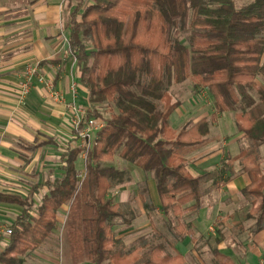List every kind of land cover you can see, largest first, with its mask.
<instances>
[{"label":"trees","instance_id":"1","mask_svg":"<svg viewBox=\"0 0 264 264\" xmlns=\"http://www.w3.org/2000/svg\"><path fill=\"white\" fill-rule=\"evenodd\" d=\"M67 28L88 104L73 134L79 135L90 120L103 119L100 106L113 105L116 112L104 120L86 152L80 182L76 161L82 149L69 144L59 157V177L33 187L25 199L0 193V204L21 209L0 249V264H24V257L56 230L57 213L68 203L74 251L78 257L86 251L91 264H182L180 255L164 254L162 245L147 256L140 255L142 246L126 253L115 249L119 240L112 222L122 213L109 190L130 176L108 164L118 155L151 174L164 215L179 219L185 210L195 212L201 179L190 175L186 157L205 144L210 124L224 112L234 113L237 132L249 141L250 149L229 163L241 160L250 179L243 194L261 200L256 230H264V170L258 152L264 146V87L258 85L264 79V0L241 7L235 0H77ZM188 80L206 90L214 112L210 120L175 131L170 117L180 104L167 91ZM75 222L85 228L83 239L73 229ZM174 228L177 239L189 226ZM213 256L217 264H232L216 250Z\"/></svg>","mask_w":264,"mask_h":264},{"label":"crops","instance_id":"2","mask_svg":"<svg viewBox=\"0 0 264 264\" xmlns=\"http://www.w3.org/2000/svg\"><path fill=\"white\" fill-rule=\"evenodd\" d=\"M76 1L0 0L1 194L25 199L33 187L59 177V157L63 150L56 155L58 175L36 180L43 166H47L39 160L41 147H49L53 132H61L62 124L66 123V105L80 103L84 111L88 105L86 91L79 82L77 63L68 46V16ZM30 68L36 70L32 87L29 94L21 98L20 85ZM37 77H42L51 91L60 93L64 103H56L50 97V90L40 84ZM213 112L212 109L209 114L203 113L190 126L201 119L210 120ZM223 119L229 127L227 130L220 123ZM78 142V135L72 130L67 146L78 148L73 145H79ZM246 142L236 130L234 113L224 112L210 124L205 144L186 157V169L191 176L204 180L218 173L221 182L216 185L214 180H208V187H216V190L202 195L195 212L185 210L182 214L189 228L169 246L170 255H180L182 264H217L214 250L232 264H264V230H256L259 213L255 211L261 200L244 196L250 179L242 171L241 160L229 163L247 150ZM261 151L264 150L259 147V154ZM134 169L144 178L139 187L148 191L147 197L140 193L134 201L139 216L152 213L163 216L154 180L145 181L144 173L135 166ZM20 213L21 209L15 205L0 204V225L10 227ZM5 243H1V249ZM31 254L35 256L34 251ZM36 254H40V250ZM28 258L24 259V264H29ZM44 264H56V261L47 258Z\"/></svg>","mask_w":264,"mask_h":264},{"label":"rangeland","instance_id":"3","mask_svg":"<svg viewBox=\"0 0 264 264\" xmlns=\"http://www.w3.org/2000/svg\"><path fill=\"white\" fill-rule=\"evenodd\" d=\"M92 0H86L87 4H90ZM252 0H235L237 7L244 6ZM182 42H187L186 39H182ZM87 51H91L92 47L89 42H85ZM258 85L264 87V79H258ZM172 102H179L181 109H177L171 116L170 124L176 130L179 131L192 124L193 120H196L203 113H211L212 99L206 90L196 89L193 83L188 80L182 85H172L167 91ZM64 103V99H62ZM160 109L163 108L162 103H157ZM83 105L80 103H70L66 105V123L62 124L61 132L55 131L52 143L49 147H41L42 153L39 156L41 162H46L47 166H43L39 177L36 180L52 179L58 175V163L56 155L64 150L67 143L71 139V131L75 129L76 123L84 114ZM103 119H99L104 123V120L109 119L110 115L116 112L113 105H102L98 108ZM221 125L224 124L223 129H229L226 127V120L223 119ZM39 138L36 139V142ZM42 141V140H40ZM248 141V140H247ZM249 142V141H248ZM246 142L250 149L249 143ZM73 144L74 146L81 149V143ZM245 144V142H244ZM47 148V149H44ZM260 149L264 150V146ZM49 150V151H47ZM85 157L86 151L82 150V153L78 156L76 162V170L78 173V181L80 182L85 175ZM260 166L264 170V151L260 152ZM108 165H112L118 169L129 171L131 173L130 180L126 181L124 185H115L109 190V197L114 203H117L120 207L122 216L117 217L112 222V230L119 240L116 244L115 249L123 253L129 252L134 248L142 246L141 255L147 256L150 250L158 245L164 247L165 254H172L170 251V245L174 244V238L179 235L178 231L174 228L177 223L184 225L186 223L185 218H175L172 214L158 216L152 213L148 216H139L136 201L137 195L141 193L142 188L139 187V183L143 181V176L140 172L134 169L131 164L123 162L118 155L114 157L113 162ZM42 167V168H43ZM146 177L145 181L152 178L151 174H144ZM218 173L210 174L209 177H205L201 180V192L202 195H209L210 192L216 190V187H208V180L218 179ZM142 180V181H141ZM144 188V187H143ZM211 190V191H210ZM148 194L145 193L144 197ZM131 199V201H126ZM70 203L65 204L57 213V228L53 234L45 241V243L34 251V255L28 253L24 259H29V264H44V260L52 258L56 261V264H91L87 257V252L84 251L82 256L78 257V254L74 251V242L71 238L72 229L70 224L72 223V214L69 210ZM130 213V214H128ZM129 215L132 216L130 219ZM186 217V216H185ZM125 220H129L130 224H127ZM215 226H213L214 228ZM75 231H78L80 238L84 236L85 228L79 223L75 222L73 226ZM175 229V230H174ZM184 231L183 233H185ZM83 239V238H82ZM84 241V240H83ZM90 247L89 244H86ZM40 250V254H36Z\"/></svg>","mask_w":264,"mask_h":264},{"label":"built area","instance_id":"4","mask_svg":"<svg viewBox=\"0 0 264 264\" xmlns=\"http://www.w3.org/2000/svg\"><path fill=\"white\" fill-rule=\"evenodd\" d=\"M35 72H36V70L33 68H30L27 70V72L24 76V79L20 85V97L21 98H24L25 96H27L29 94L31 87H32L33 78L35 76ZM36 79L40 84L46 85L47 90H50V97L56 103H62V96L60 93L51 91V86L47 85L44 82V79L42 77H37ZM71 91L73 93L75 91V85L74 84H72V86H71ZM81 118H80V120H81ZM80 120L76 123L75 129L77 128ZM103 127H104V123L102 121H100L99 119H93L87 123L85 129L78 135V140H80V143L82 144L81 149L84 152L85 151L87 152L91 148V146H92V144L96 138V134L98 132H100ZM10 235H11L10 227L0 225V245L2 242L7 241V239L9 238ZM0 249H1V246H0Z\"/></svg>","mask_w":264,"mask_h":264}]
</instances>
